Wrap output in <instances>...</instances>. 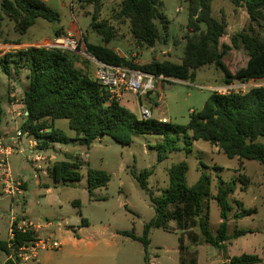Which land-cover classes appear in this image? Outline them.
Segmentation results:
<instances>
[{"label": "rangeland", "instance_id": "374dc122", "mask_svg": "<svg viewBox=\"0 0 264 264\" xmlns=\"http://www.w3.org/2000/svg\"><path fill=\"white\" fill-rule=\"evenodd\" d=\"M3 1L0 0V55L12 54L33 46L42 47L56 38L67 35L64 33L57 37L55 35L57 30L69 29L74 25L77 28V34L72 35L81 45L82 54L79 55L81 59L88 62L90 72L94 77L95 66L88 57L90 54L83 40L86 36L93 44H103L102 37L94 33L90 27L96 9L94 4L87 0H49L48 4L60 13L61 22L56 24L38 19L35 26L30 28L25 35H21L15 30L14 23L2 11ZM122 1L102 0L99 8V21H112L116 28L117 37L110 43V46L121 56L131 57L138 65L150 63L154 59L180 63L184 56L186 43L183 37L187 32L189 20L188 4L180 0H159L167 31L164 29V24L158 22V28L162 34L161 40L153 48H137L131 37L129 22L116 20V14ZM212 15L226 25V33L221 38V43L231 44V38L234 35L243 29L249 30L250 27L264 38V22H261L262 26L259 27L256 22L250 20L244 7H236L230 0H214ZM248 60V52L243 47L232 49L225 56V63L232 72L245 67ZM20 65L21 74L17 75L13 70L10 77L0 66V107L4 109L3 115L0 113V140L2 141L0 143L4 146H16L17 131L21 130L25 122L24 109L13 107L10 104L11 101L16 100L21 102L24 91L29 87L28 70L24 68L23 62ZM78 66L85 69L83 62ZM222 79V71L215 66H207L198 70L194 82L175 81L171 83L170 88L166 87L162 81L154 79L153 85L156 90L143 96L141 105L151 110L157 118H166L176 125H186L190 121V113L201 112L214 92L223 94L230 91L245 92L250 88L264 85L263 79L249 83L235 82L225 86L222 85ZM10 92H15V96L8 100ZM161 94L164 97L159 101ZM136 97L137 107L134 111L141 117V97L137 95ZM151 97L153 104L149 101ZM55 125L68 135L72 133L67 119L58 120ZM31 140L36 143L40 142L26 133L21 139L24 153L15 151L8 157V163L13 177L24 181L27 185L24 197L17 196L16 202L26 206L28 213L51 217L54 220V226L48 230H42L41 235L46 236L52 233L56 240L64 242L60 250H51L54 258L50 264H106L108 256L118 258L117 262L121 264V253L124 252L133 255L132 264L135 261L147 264L144 244L128 239L122 232L127 231L139 237L143 236L145 225L156 216L151 195L159 197L163 190L168 188V169L180 161H186L188 164L187 183L189 186L197 183L201 173H206L212 178V197L216 195L221 181L225 183L237 181L236 191L230 196L234 207L230 218V233L234 232L236 225L241 229L258 231L246 235L243 242L233 248V253L235 252V256L243 253L257 254L263 258L264 264V165L256 161L243 160L240 162L238 159H229L218 147L203 141L195 142L192 152L188 153L184 149L182 139L177 141V145L182 148L180 151L172 152L167 159L159 161L158 152L153 146L162 142L163 137L136 134L133 136L131 145L123 146L109 136H102L89 148L57 144L58 147L67 146L72 156L67 159L56 156V161L79 159L83 162L79 170L81 181L71 182L65 181L62 176L55 180L51 170L44 174L42 169H47L46 160L38 165L33 164L32 159L36 154L49 158L54 157L57 150L54 148V151H47L43 144H39L37 149L32 151L29 147ZM16 148L20 150L19 145ZM49 162L52 163L50 160ZM50 167H53L52 164ZM89 169L104 171L110 176L108 185L96 189L93 195H90L88 191ZM151 169L154 172L148 177V188L145 189L141 186L137 176ZM243 176L248 177L249 181L242 180ZM47 189L52 190V196L46 194ZM45 196L47 199L44 198ZM0 197H2L0 200V224L2 225L0 238L7 240L9 238L8 229L10 230L11 227V212L13 211L18 216L21 210L10 208L12 196L3 193L1 182ZM236 201L243 203L245 209H256V213L238 222L233 218L237 210ZM48 204L55 206L50 208ZM209 205L210 224L215 232L221 222L220 208L213 199L210 200ZM83 219L88 221L90 228L85 229L88 226H82ZM59 222L64 223L65 226L59 227ZM66 227H68V233L61 236L59 230H65ZM80 228L84 231V240L75 245L69 238H77L76 233ZM149 237L152 240V246L148 249L149 256L151 258L157 256L154 264H178L176 259L178 258L179 234L162 229H152Z\"/></svg>", "mask_w": 264, "mask_h": 264}, {"label": "trees", "instance_id": "16d2710c", "mask_svg": "<svg viewBox=\"0 0 264 264\" xmlns=\"http://www.w3.org/2000/svg\"><path fill=\"white\" fill-rule=\"evenodd\" d=\"M95 5L91 30L102 37L103 44H93L84 36L87 50L106 63L140 70L148 75H161L179 81L194 82L198 70L215 66L223 73L222 85L235 82L249 83L264 79V38L252 27L243 29L231 38V44L221 43L226 33L225 23L212 15L214 0H180L188 4L189 20L184 35V56L180 63L169 60H152L138 65L129 56H121L110 46L117 37L112 21H99L102 0H87ZM236 7H244L250 20L261 27L264 22V0H230ZM1 9L14 23L15 30L25 35L36 25L38 19L50 23L61 22L60 13L45 0H4ZM116 20L128 21L132 40L137 48H153L162 38L158 22L165 25V17L160 10L159 0H123ZM164 21V22H163ZM204 26V28H203ZM64 34L57 30V37ZM19 45L20 43H16ZM21 45V44H20ZM243 47L249 55L247 65L232 72L225 63V56L232 49ZM82 60V61H81ZM21 62L28 70L29 87L24 91L25 122L21 130L43 145L55 144L85 146L89 148L102 136H109L123 146L131 145L133 136L155 135L163 141L153 146L158 152V160L164 161L172 152L180 151L177 141L182 139L184 149L190 153L195 142L203 141L218 147L229 159L240 162L256 161L264 165V85L248 91L214 92L201 112H191L186 125L163 122L158 118L143 119L126 107L119 98H112L109 90L101 85L90 72L88 62L76 52L44 47H29L12 54L0 55V66L10 77L12 71L21 74ZM85 69L78 66L82 63ZM171 84V82H168ZM152 93V92H150ZM148 93V94H150ZM0 107V113H1ZM67 119L75 136L68 135L56 127V121ZM83 162L79 159L56 162L51 168L55 180L62 176L65 181H81L79 170ZM189 167L186 161L173 164L168 169L169 186L162 195H151L156 216L144 227L142 237L124 231L123 235L140 241L147 248L152 229L167 232L197 230L206 244L226 252L227 243L238 239L251 229H241L237 225L230 233V218L234 207L230 196L236 191L237 181H221L214 197L211 194L212 178L201 173L193 186L187 183ZM153 169L137 176L141 186L148 188V177ZM245 182L249 178L243 176ZM110 176L99 170L89 169L88 191L90 195L98 188L106 187ZM220 208L221 222L213 232L210 224V200ZM234 219L239 221L256 213V209H245L236 201ZM174 224V225H172ZM82 220V226H88ZM190 234V233H189ZM78 235L76 234V237ZM182 236H180V241ZM34 239L32 233L15 232L13 240H0V254L10 255L15 249ZM226 264H261L263 259L257 254L243 253L232 258L224 254ZM4 264H15L7 260Z\"/></svg>", "mask_w": 264, "mask_h": 264}, {"label": "built area", "instance_id": "2783aa9c", "mask_svg": "<svg viewBox=\"0 0 264 264\" xmlns=\"http://www.w3.org/2000/svg\"><path fill=\"white\" fill-rule=\"evenodd\" d=\"M42 47L59 48L82 54L81 45L76 39H74L72 34L56 38L49 43L42 45ZM89 54V56H86L90 58L95 66V79L109 90L112 98H120L126 92H132L137 96L143 97L156 90L153 85L154 79L160 80L163 83L170 81L169 78L163 75L155 77L140 70L112 65L99 60L91 53ZM163 97V94H161L159 96V101H161ZM140 116L143 119H149L154 118L155 114L141 105ZM160 120L168 122L164 118ZM25 134L26 133L22 130L17 131L18 145ZM14 149V146H4L0 143V182L3 185L4 194L17 197L24 193V188L22 181L13 177L8 163V157L14 153ZM20 152L24 153V148L22 146H20ZM46 159L47 157L36 154L32 159V162L34 165H38ZM11 215L9 240L14 239L15 232L32 233L34 239L15 249L10 255H7V260H12L15 264H40L39 256L42 251L60 250L62 248L63 243L56 240L52 233L46 236L41 235L42 230H48L54 226V221L48 219L35 220L28 217H19L13 211L11 212ZM58 226L64 227L65 225L64 223L59 222Z\"/></svg>", "mask_w": 264, "mask_h": 264}, {"label": "crops", "instance_id": "0c3cea01", "mask_svg": "<svg viewBox=\"0 0 264 264\" xmlns=\"http://www.w3.org/2000/svg\"><path fill=\"white\" fill-rule=\"evenodd\" d=\"M45 1L48 2L49 0H45ZM62 29H63L64 33H66V34H77V28L74 25H72V27L69 28V29H65V28H62ZM175 81H179V80L170 79L169 82L173 83ZM164 85H166V87H168V88L171 87V84H169L168 82L164 83ZM159 88L161 89V87H159ZM14 96H15V92H10V94L8 96V100H11V98H14ZM142 98L144 99V97L140 98V105L143 103L142 102ZM119 99L121 100V102L126 107H128L131 111H133L136 114V112L134 111L135 107H137V97H136L135 94H133L132 92H126ZM149 99H150L149 101H151L152 104H153L152 97L149 98ZM11 102L12 103H10V102L9 103L11 105H13V107H19L22 110L24 109L22 101L19 102V101L16 100V101H11ZM152 104L150 103L151 106H152ZM152 109H154V107ZM153 111H155V109ZM3 113H4V109H1V114L3 115ZM164 119H166V118H164ZM71 132L72 133L70 134V136H72V137L75 136V132L72 131V130H71ZM0 142H2V141L0 140ZM1 144H3V143H1ZM39 144L42 145L43 141H40V142H37V143L32 141V140L29 141L30 150L35 151L37 149V147L39 146ZM16 146H18V145H16ZM16 146H15V149H14V153L17 150L20 152V150L18 148H16ZM20 146L23 147L21 142L19 144V147ZM54 148L57 150V154L54 155V157H49V158L47 157V159H46V161L48 162L47 169H42L44 174H47V171L51 170V168H52V167H50L51 164L53 166L56 162H58V161H56L58 156L59 157H65V159H67L68 157L72 156V152H70L68 150L67 146L66 147H64V146L63 147H58L57 144H55V145H51V146H46L45 150L54 151ZM45 150H41V151H45ZM49 160L52 161V163H50ZM22 183H23V188H24V192H25V189L27 188V185H26V183L24 181H22ZM46 194L52 196L51 195L52 194V190L51 189H47L46 190ZM20 196L24 197V193L22 195H20ZM15 198H18V197H12L10 208H12V207L13 208H19L21 210L20 214H18L19 217H28V218H33V219H36V220L48 219V220L54 221L49 216H45V215L44 216H37V215H34L32 213H28L27 212L28 209L26 208V206L24 207V206L18 204V202H16ZM44 198L47 199V196H45ZM0 200H2V197H0ZM50 202H51V200L49 201V203ZM48 206L50 208H53L55 205L48 204ZM245 218H247V217H245ZM243 219H241L239 221H243ZM1 228H2V225L0 224V229ZM67 228L68 227H66L65 230L64 229L63 230H59L60 233H61V236H64L65 234L68 233ZM88 228H90V227L88 226L85 229H88ZM251 230H254V229H251ZM8 231H10V230L8 229ZM257 231L258 230H254L253 233H255ZM83 232H84L83 229L80 228L78 230V232L76 233L78 235L77 238H73V239L69 238V240L73 241L75 245H77V243L83 242V240H84ZM0 233H1V231H0ZM171 233L179 234V236H182V238H181L182 240L180 241V239H179L178 258L176 259L178 264H226L229 260L224 259V257H223L224 254L227 257H229V258L234 257L235 256V252L233 253V248H235V246H237L241 242H243V240L246 237V235L253 234V233H248V234H246L244 236L239 237L236 240L231 241L230 243H227L226 244L227 245L226 252H222L219 249L214 248L213 246H211L209 244H206L204 242V239L202 238V236L195 229L194 230H190L188 232L172 231ZM126 237L128 239L134 241V242H139V241H136V240L132 239L131 237H128V236H126ZM54 238H55V236H54ZM0 240H2V239L0 238ZM7 240H9V238ZM61 242L64 244L63 241H61ZM151 246H152V240H151V237H150V244L146 248L147 264H154V262L156 260V257H157L156 256L154 258H151L149 256L148 249ZM51 252L52 251H43L42 253H40V256H39L40 264H50L52 262L54 256L51 255ZM132 256L133 255H131L130 253H127V252L121 253V260H122L121 264H132V259H133ZM117 259L118 258H114V257L112 258L111 256H108V257H106V264H118ZM6 261H7V255L4 254V253H1L0 254V264H4ZM133 264H140V263L135 261ZM261 264H263V262Z\"/></svg>", "mask_w": 264, "mask_h": 264}]
</instances>
